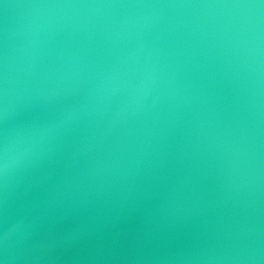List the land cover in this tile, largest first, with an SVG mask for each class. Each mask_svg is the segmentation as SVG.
Masks as SVG:
<instances>
[{"label": "water", "instance_id": "water-1", "mask_svg": "<svg viewBox=\"0 0 264 264\" xmlns=\"http://www.w3.org/2000/svg\"><path fill=\"white\" fill-rule=\"evenodd\" d=\"M0 264H264V0H0Z\"/></svg>", "mask_w": 264, "mask_h": 264}]
</instances>
